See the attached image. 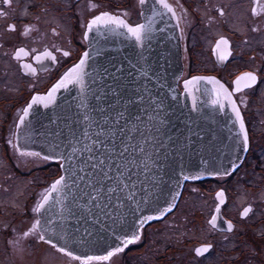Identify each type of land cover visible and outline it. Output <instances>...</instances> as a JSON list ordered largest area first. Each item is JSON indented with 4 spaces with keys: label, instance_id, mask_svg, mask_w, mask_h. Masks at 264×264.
Listing matches in <instances>:
<instances>
[{
    "label": "flooded vegetation",
    "instance_id": "af4514ba",
    "mask_svg": "<svg viewBox=\"0 0 264 264\" xmlns=\"http://www.w3.org/2000/svg\"><path fill=\"white\" fill-rule=\"evenodd\" d=\"M82 1L9 0L6 3L5 0H0V264H42L43 260H47L49 264L51 261L60 263L67 259L82 264L81 261L59 253L39 241L35 234L22 236V233L31 227L33 221L38 219L37 213L33 212L32 208L45 194V189L50 187L52 180L60 174V168L59 161H44L42 155L41 157L20 156L13 147L14 144H18L13 133H16L15 125L24 106L33 95L44 93L79 59L86 47L82 36L83 21L78 22L77 16L78 3ZM86 1L101 3V0ZM105 2L109 5L104 7L97 4L102 7L94 15L101 10L114 14L127 12L124 18L133 25L141 21V12L151 9L154 0H146L144 6L139 4V0H123V6L114 0ZM168 2L176 8L178 15H181L180 5L186 9L177 26L182 65L177 79L178 88L182 90V83L192 76L217 78L232 93L249 132L250 147L240 164L229 172V175L203 179L208 183L209 189L208 214L205 217L208 235L206 241L195 246L211 244L212 247L200 256H197L194 250L193 253L197 258H211L208 264L224 263L231 258L226 256L215 262L212 258L218 253L227 255L233 250L236 252L244 243V238L240 234L235 239L234 249L222 250L219 242L233 236L239 229L247 231L245 238L248 243H256L258 246V242H264V233L257 232L259 227L264 225V213L260 211L261 206H264V159L261 156L264 154V0H168ZM253 8L257 9L255 13L252 11ZM43 11L75 14L67 43L52 36L43 45H36L33 35L37 23L36 14ZM9 25H14V29H10ZM26 28L27 33H25ZM50 30L53 35L58 33V29L51 27ZM221 37H224L228 44L221 45L217 49V42ZM17 48H24L27 55L22 54L21 58L17 59L15 56ZM45 51L51 52L55 60L52 56L43 55ZM65 52L69 55L65 56ZM229 52L231 54L227 55L226 59L220 58ZM37 55L41 56L40 60L35 59ZM24 64L31 65L36 71L33 73L25 69ZM246 71H257L260 77L257 85L251 89L242 88L240 92H234L235 78ZM9 140H12V144L8 143ZM249 156L255 158L254 170L258 174L251 187L257 200L243 205L233 215H228L227 207L231 199L228 183L232 182ZM199 181L185 182L176 207L154 221L155 223L146 224L142 229L141 237L147 235V229L153 224L162 226V223L178 210L187 188L192 184H198ZM218 190H222L225 196L220 213L233 224L230 231L218 230L210 223L218 204L216 196ZM261 194H263L262 199H260ZM248 207L251 211L246 216L242 215L244 209ZM255 215L257 219H253L254 225L247 223V220ZM13 240L20 242L17 247L22 248V252L13 246L11 243ZM139 247L141 243L136 242L124 249L132 251Z\"/></svg>",
    "mask_w": 264,
    "mask_h": 264
},
{
    "label": "snow or ice",
    "instance_id": "6c2138e0",
    "mask_svg": "<svg viewBox=\"0 0 264 264\" xmlns=\"http://www.w3.org/2000/svg\"><path fill=\"white\" fill-rule=\"evenodd\" d=\"M139 4L144 6L146 0H139ZM157 6L160 8L159 11ZM90 7L97 8L98 5L90 4ZM179 7L181 15L177 14L176 8L168 0H154L149 9L151 15L145 17L146 22L135 25L129 24L124 19L127 12L114 14L101 10L82 23V36L88 40L93 30L101 37L120 31V34L133 37L135 42L143 48L155 31L153 24L157 16L171 13L179 26L182 15L186 13L182 5ZM220 11L223 14V9ZM252 11L255 13L257 9L253 8ZM141 15L143 16L144 13L141 12ZM14 27L9 25L10 29ZM27 31L26 28L25 33ZM181 35H183L182 29ZM96 43L99 44L100 41L97 40ZM227 44L228 41L221 37L217 42V49ZM89 47H93L91 41ZM93 51L96 56L102 55L99 48H93ZM22 54L27 55L25 49L17 48L16 58L20 59ZM230 54L229 52L220 58L226 59ZM43 55L52 56V53L45 51ZM64 55L67 56L69 53L65 52ZM35 59L40 60L41 56L37 55ZM52 59L55 60V56H52ZM141 59H144L142 55ZM90 60H92L91 53L85 51L79 61L60 77L45 96L37 94L32 97L31 102L22 109L23 114L15 125L17 132L22 125H26L25 118L37 102H44L47 106L55 101V95L59 89H65L70 84L79 85L75 98L78 100L76 104L78 111L75 118L69 122L67 138L59 143L51 144L50 148L53 150L51 154L42 157L44 161L53 159L62 161L64 174L59 175L50 187L45 189V194L32 208L33 212L40 213V218L34 220L22 236L28 237L35 234L39 241L51 246L59 253L81 261L82 264H89L93 260H109L116 253L123 252L128 245L138 242L145 224L148 221L158 220L175 208L174 200L178 195L174 193L172 200H165L164 208L154 209L155 215L137 217V213L141 211V205H147L153 199L159 202L157 193L160 185L157 170L162 166L160 155L165 152L168 143H173L170 136L167 137L168 143L164 140L166 133L163 130L168 124L165 97L154 93L148 87L151 83L148 75L151 69L146 66L136 69L137 76L145 80V83L138 84L135 78H127L132 74L128 73L126 76L122 64L120 66L97 64L92 67L91 72H86L85 68L89 66ZM23 67L33 73L36 71L28 64H24ZM133 67L136 66L133 65ZM86 77L90 80H86ZM259 79L257 71L243 72L234 81V91L240 92L242 88L251 89L257 85ZM199 81H208L213 85L210 90L215 94L213 104L220 103L221 107H223V101L231 104L234 126L236 123L239 125L233 138L235 147L248 150L249 132L241 111L233 100L232 93L215 77L192 76L191 79L184 81V86L191 91L189 86H195ZM205 91L209 90L205 88ZM195 99L196 97L193 96V107H196ZM13 135L19 140L17 133ZM59 135L62 133H57V137ZM24 139L27 144L31 141V136L25 134ZM8 143L12 144V140ZM61 145H63L62 148ZM13 147L20 156L41 157L40 152L31 151L26 146L14 144ZM57 148H60L59 152L55 151ZM235 159L230 161L233 169L237 167ZM208 174L226 176L229 175V170L227 168L223 171L214 170ZM195 178L197 177H186V179ZM52 193L60 194L55 201L59 205V210L57 214L48 218L41 210L47 211L45 206L52 200ZM217 196L222 198L223 191L218 192ZM221 202H223L222 199ZM219 210L220 205L217 204L216 212L218 213ZM249 211H251L250 207L245 208L242 215L246 216ZM129 215L133 217L132 226L121 237H117L122 246L112 247L103 256L75 255L74 251L69 250V238L76 234H79L77 240L81 244L104 239L102 233L111 232L115 236L117 226L124 229V221ZM73 220L75 224L70 223ZM216 222L217 216L214 214L210 223L215 226ZM232 227L229 221L228 229L231 230ZM60 241H63V244ZM11 243L17 247L20 242L13 240ZM211 247V244L204 245L197 248L196 252L202 254ZM17 250L23 251L18 247ZM241 264H249V262L242 261Z\"/></svg>",
    "mask_w": 264,
    "mask_h": 264
},
{
    "label": "water",
    "instance_id": "95a60500",
    "mask_svg": "<svg viewBox=\"0 0 264 264\" xmlns=\"http://www.w3.org/2000/svg\"><path fill=\"white\" fill-rule=\"evenodd\" d=\"M157 10H160L159 6H157ZM142 12L144 15H141L139 23H145V17L151 15L150 10H143ZM153 27L155 31L151 39L145 42L143 48L135 42L133 37L120 34V31L101 37L93 30L89 34V39H85L86 47L82 52L83 54L85 51H89L92 55L89 66L85 68L86 72H91L92 67L97 64L103 66H108L109 64L120 66L122 64L125 75L127 76L128 73L132 74L127 77L128 79L135 78L138 84H143L145 80L137 76L136 69L141 66L150 68L151 71H149L148 75L151 83L148 84V87L154 93L165 97V104L167 105L165 112L168 124L163 130L166 133L164 140L168 143L167 137L170 136L173 143H168L165 152L160 155V164L162 166L157 170L160 185V190L157 193L159 202L157 203L153 199L149 204L141 205V211L137 213V217L149 214L155 215L154 209L157 207L164 208L166 206L165 200H172L174 193H178L174 200L176 204L185 182L203 180L204 178L215 176L208 174V172L214 170L223 171V169L227 168L229 172L233 171L230 161L238 156L239 159H235V163L239 165L247 152V150L235 147L233 138L238 131L239 125L236 123L234 126V113L232 112L231 104L228 101H223V107H221L220 103H212L215 94L210 91L213 87L211 83L199 81L195 86L190 85L189 88L192 90L189 91V89L185 88L183 82L182 90L178 88L177 79L182 65L178 28L171 13L157 16ZM97 40L100 41L99 44L96 43ZM90 41L93 45L92 48L89 47ZM93 48H99L102 55L96 56ZM141 55L144 57L143 60ZM133 65L136 67L134 68ZM60 77L44 93L38 94L45 96ZM86 80H90V78L86 77ZM219 82L223 84L221 81ZM205 88L209 91H205ZM225 88L227 87L225 86ZM78 91V84H70L67 88L57 91L53 103L47 106H45L44 102L34 104L29 115L25 118L26 125H22L18 132L16 130L20 137L17 140L18 144L21 147L26 146L29 150L40 152L42 156L51 154L53 150L50 145L59 143L68 136L69 122L75 118V114L78 111L76 108L78 100L75 99ZM193 96L196 97V107H193ZM32 97L28 103L31 102ZM57 133H62V135L57 137ZM25 134L31 136V141L27 144L24 139ZM62 147L63 145H61ZM55 151L59 152L60 148ZM53 161H59V175L64 174L62 161L59 159H53ZM186 177L197 178L186 179ZM220 191L222 190H218L217 193ZM58 195L60 194L52 193V200L45 206L47 211L41 210L45 217L51 218L58 213L59 205L55 203ZM221 199L223 202H221ZM217 201L221 208L225 201L224 193L222 198L217 196ZM214 214L217 216V222L214 227L218 230L230 231L228 229L229 220L221 215L220 210L217 213L215 209ZM37 218H40V213H37ZM154 221L156 220L148 221L146 224ZM70 223L75 224V221L73 220ZM132 224L133 217L129 215L124 221V229H120L119 225L117 226L115 236L111 232L102 233L104 239L92 243H79L77 240L79 234H76L69 238V250L74 251L75 255H106L107 251L111 250L112 247L122 246L117 237H121L127 232ZM88 239L91 240L92 238ZM60 243L63 244V241H60ZM202 246L204 245H199L194 249V253L197 256L205 253L198 254L196 252V249Z\"/></svg>",
    "mask_w": 264,
    "mask_h": 264
},
{
    "label": "rangeland",
    "instance_id": "374dc122",
    "mask_svg": "<svg viewBox=\"0 0 264 264\" xmlns=\"http://www.w3.org/2000/svg\"><path fill=\"white\" fill-rule=\"evenodd\" d=\"M105 1L106 0H101V3H98L83 0L79 2V14H77L78 22H85L87 18L94 15L102 6H108L109 3ZM114 1H118L119 3H117L122 6L124 5L122 2L123 0ZM90 4H100L102 6L91 8ZM36 15L37 23L34 27L33 35L37 46H41L48 42L52 36H56V38L62 40L63 43H67L68 34L75 21V14L71 12L56 13L54 11H43ZM50 26L52 29H58L56 35H53L54 33L50 30ZM262 90L263 88L260 89L261 93ZM250 156L248 161L244 162L242 169L235 174V178H233L232 182L228 183V187L231 191L229 193L231 199L227 207L228 215H233L238 209H241L243 205L251 204L254 200H257V198H255L256 194L254 195L251 187L258 174L254 170L255 158H251ZM261 156L264 159V154H261ZM54 166L55 165H53V167ZM55 174L57 173H54V175ZM207 184L206 180H202V183L199 182L196 185L192 184V186H189L182 198L178 210L166 219L162 223V226L153 224L147 229V235H143L138 241V243H141V247L132 251L128 249L126 251V249H124L123 252L116 253L109 260H100L99 262L91 261L89 264H208L211 258H197L193 253L196 247L195 245L206 241L208 235L205 226L209 197ZM262 198L263 194L260 195V199ZM260 211L264 213V206H261ZM254 218L257 219V215L247 220V223H252V225H254ZM244 230L239 229L233 236L220 240L219 242V247H221L222 250H226L227 248L234 249L235 239L242 234L244 243L241 244L239 250H236V252L233 250L227 255L226 253H218L212 260L215 262L227 256L231 259L224 261V263L220 262L219 264H241L242 261H247L249 264H264V242H258V246L256 243H248L246 241L247 238H245L247 231ZM257 232L264 233V225L260 226ZM256 247H258V251ZM47 263V260H43L42 262V264ZM49 264L79 263L67 259V261L60 263L51 261Z\"/></svg>",
    "mask_w": 264,
    "mask_h": 264
},
{
    "label": "trees",
    "instance_id": "16d2710c",
    "mask_svg": "<svg viewBox=\"0 0 264 264\" xmlns=\"http://www.w3.org/2000/svg\"><path fill=\"white\" fill-rule=\"evenodd\" d=\"M199 182H201V183H202V181H199Z\"/></svg>",
    "mask_w": 264,
    "mask_h": 264
}]
</instances>
